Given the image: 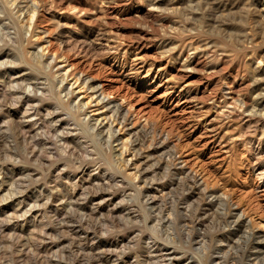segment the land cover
Segmentation results:
<instances>
[{"label":"rangeland","instance_id":"rangeland-1","mask_svg":"<svg viewBox=\"0 0 264 264\" xmlns=\"http://www.w3.org/2000/svg\"><path fill=\"white\" fill-rule=\"evenodd\" d=\"M35 1L38 3L36 19L34 18L30 29L25 30L19 15L22 13L20 12L22 6L29 3V0H0V132L2 131L0 138L2 136L3 139H0V239L5 241L0 242L2 247L0 261L11 260V262H7L8 264H19V262H21L20 264H31L28 260L29 256L25 257L26 262L25 259L22 260L20 253L17 252L21 246L15 245L19 239L21 242L26 240L24 242H28V247L34 246L32 248L34 249L42 247V243L44 245L51 241L47 232L53 230L52 226L56 219L52 210L54 206H60L61 195L73 191L74 182L77 180L79 183L75 188L77 195L82 188L87 191L91 187V190L97 187L100 190L99 198L88 201L84 200V196L81 197V194V196L78 195L77 202L71 206L72 209L69 208L68 218L78 220L84 212V209L79 205H84L88 211L90 206L95 207L97 202L104 197L99 203V211L95 210L97 216L94 218L101 215L104 218L110 213V216H115L113 218L116 220L113 222L116 223L111 225L110 222H105V230H101L98 237L81 239L83 252L86 253L83 255L85 261L82 259V255H77L79 249L71 248L69 250L71 253L68 250L61 251L62 253L57 252V255L64 256L65 264H75L72 258L78 256L81 259L79 264H91L92 261L89 259L95 255L104 256V253H107V257L108 253H114V258L119 257V264H155L157 261L160 263V256L154 257L155 255H153L159 251H149L145 247L147 241L157 242L158 247L163 243L162 236H159L161 231L158 230L160 229L157 225L158 220L155 221L157 224L149 220L145 221L148 212L141 205V197L139 199L135 194L131 180L126 178L124 173L115 170V167L111 165L113 161H109L111 160L109 156L107 158L105 153L93 148L89 136H86V132L82 131L79 124L86 114H96L93 113L95 112L93 102L83 107L86 114L74 115L61 106L49 91V82L56 80L59 76L56 75L55 70H64V68L82 73L91 83L98 84L99 88L106 92L111 99L122 102L124 107L129 110L126 126L119 130L118 134L125 137L127 129L134 131L142 126L146 127L149 139L147 138L146 143L143 144V150L149 142H152V134L155 135V139L167 136L168 146L175 148L176 156L181 155L182 159L180 160H187L186 163H182L185 164V168L196 172L197 177L200 180L203 179L202 182L213 186L219 192H224L232 203L244 209L247 217L251 218L250 226H255L259 220L264 221V116L249 114L248 110L243 111L245 106L250 105L254 95L252 93L254 82L251 83L253 81L251 79L254 78L252 73L256 77L259 76L261 82L264 83L262 80L264 79L262 78V76L264 77V0H247L246 5L242 2L237 3L238 5L235 3L232 6L233 9L227 8L225 10L228 12L225 10L222 12L226 13L224 17H233L235 20L242 16L247 23L246 29L251 32L249 35L252 44L250 42L236 43L232 37H227L220 29H218L219 32L217 28L213 29L207 21L205 12V7L208 5L204 7L199 4L200 0ZM178 30H181L183 35ZM215 30L219 34L215 33ZM7 37L13 39L10 41ZM213 42L219 44L216 45ZM196 45L199 50L191 48ZM42 51L45 54L48 53L47 55L53 54L56 58L52 62L53 68L51 67L48 76L44 73L45 69L36 66L32 59V55ZM186 57L189 60L184 63L182 59ZM259 58L262 59L261 63L257 62ZM255 62L259 63L261 67ZM52 72H55L57 77ZM8 78L12 79V83ZM10 84H16L21 89H31L32 93L37 92L34 103L42 117L47 114L49 109L56 111L55 118L58 119L56 125L60 128L59 132L62 130V132L68 133L67 136L71 143L69 142L67 145L70 146V151L74 149V155L70 152L64 153L63 148L58 144L61 141L59 140L55 144L54 134H50L49 137L44 132V128L40 129L39 133L42 132L41 136L47 142L44 145H47L46 149L51 152H43V157H39L40 160L36 159V162L34 158L30 159L27 156L23 142L20 144L14 142L13 132L18 130L19 122L25 124L29 118L22 114V110L27 106L25 102L18 104L16 100L12 101L9 92L2 93L4 90L13 89ZM74 86L72 103H75V99L80 98L86 101L88 99L86 94L91 90L88 88L87 90L86 88L78 89L76 84ZM6 95L7 97H5ZM60 95L64 96V91ZM35 119L37 118L31 120ZM5 126L9 128L7 129ZM31 134H33V140L40 136L35 132ZM4 135L7 136L4 137ZM117 143L118 141L112 142V152L119 150ZM83 145L84 147L87 145V151L81 149ZM5 146L14 151L9 153ZM69 148L67 147V149ZM151 148L149 147L147 150H152ZM13 152L14 154H12ZM48 154L51 155L49 159L47 158ZM75 154L77 158L79 156V159L74 160ZM6 155L10 157L8 158ZM79 161H81V165H84L80 167ZM131 170H133L131 167H127L126 172ZM161 172L162 170L157 169L156 179L147 183L148 188L160 194L161 191H165L164 195L167 193L169 195V188H164L162 185L163 172ZM110 175L113 176L111 182L114 184L106 183L105 177ZM54 176H58V180L54 181ZM98 182L109 184L110 189L105 187L107 185H100ZM40 188L46 194L49 190H53L54 198L47 205L43 203L46 200L43 196L39 197L38 201L35 200V196L38 194L37 189ZM178 189L171 190L174 191V194L170 191V197L165 195L167 198L165 200L167 202H173L176 199L179 201L182 191L180 188ZM196 192V190L192 192L189 201L199 200V195ZM171 196L174 198L173 200ZM21 198L23 201L18 203ZM181 202L178 206L184 208L185 203ZM30 205L33 206L32 209H29ZM214 207L215 205L211 206L212 210L210 209L213 213ZM102 213L106 215L103 216ZM118 221L123 222L124 225ZM205 224L201 226L203 234L207 233L204 246L193 241L187 244L186 236L176 240L177 257L174 264H213L208 260V256L212 254L213 244L218 243L219 246H223V244L226 246V240L220 244L217 239L229 238L230 235L225 233L226 236L223 234L221 236L220 233L223 229L219 228L222 230L220 231L215 222ZM40 231L46 233L41 234ZM38 232L39 237L33 239L38 235ZM55 232L57 231H54L52 235L57 236ZM58 233V236H62L68 232L60 234L58 231ZM148 236L153 238L148 239ZM214 236L216 239L213 238ZM34 240H38V242ZM33 242L35 243L33 244ZM242 242L239 240V246L234 245L230 249L225 247L232 253L236 251V254H233L235 257L230 258L228 264H244L245 262V264H249L245 254L243 255L245 248L249 249V247ZM166 246L172 250V243L166 244ZM152 247L154 249L155 245ZM161 252H159L160 255H162ZM48 254L55 253L49 252ZM149 255L151 258L148 261ZM200 255L202 256L200 257ZM259 257L261 259H258L257 264H264V254L261 253ZM107 260H103L99 264H113L109 258ZM92 264L95 263L92 262Z\"/></svg>","mask_w":264,"mask_h":264},{"label":"bare ground","instance_id":"bare-ground-1","mask_svg":"<svg viewBox=\"0 0 264 264\" xmlns=\"http://www.w3.org/2000/svg\"><path fill=\"white\" fill-rule=\"evenodd\" d=\"M246 1L247 0H245V1L244 0H200V2H198V3L202 4L204 7H205V5H208L207 7H205V12L207 15V21H209L208 23L211 24L210 26L213 29L214 28H217V30L220 29V31L224 32V34H226L227 37L228 36L232 37V40L236 41V43L237 42L238 43H249V42L251 43V37L249 35L251 32H249L250 30L246 29L247 23H245L242 16H240L238 14L240 16V18L238 17L239 19L235 20L233 17H231V18L224 17L226 15V13H222L225 9L232 8V6H234L235 3H236V5H238L237 3L242 2L244 5H246ZM11 4H13V3H11ZM37 4H38L37 1L29 0V3H26L24 6H22V11H20L22 13L20 15L18 14L21 17L22 26H25V28H24L25 30H27V29L29 30L30 27L34 23V18L36 17V15L38 13ZM196 4H197V2H196ZM156 5H153V6H156ZM158 6H160V5H158ZM239 6H241V5H239ZM19 8H21V7H19ZM184 8H186V7H184ZM192 8H193V6H192ZM218 11H220L221 13H217ZM225 11L228 12L227 10H225ZM240 13L243 14L242 12H240ZM192 18H194V17H192ZM199 18L202 19L201 17H199ZM199 18H197V19H199ZM200 21H202V20H200ZM263 24H264V22H263ZM6 27H8V26H6ZM180 28H181V24H180ZM197 28H199V27H197ZM7 29H9V28H7ZM183 29H184V27H183ZM178 31L181 32V30H178ZM218 32H219V30H218ZM218 32L215 30V33H218ZM164 33H166V32H164ZM6 34L8 35V33H6ZM181 34H182V32H181ZM0 36H1V34H0ZM223 36L226 38L225 35H223ZM263 36H264V31H263ZM7 39H9V38L7 37ZM11 39H13V38H11ZM11 39H9V40L11 41ZM222 41H223V39H222ZM199 42H201V41H199ZM225 42H224V44H225ZM181 44L183 45V43H181ZM197 44H198V42H197ZM209 44H211V43H209ZM209 44H208V46H209ZM218 44L219 43H216V45H218ZM171 45H173V44H171ZM236 45H234V46H236ZM184 46H185V44H184ZM204 47L206 48L207 46H204ZM237 47H238V45H237ZM180 48H183V47L180 46ZM191 48L192 49L195 48L196 50H199L197 45H196V47H191ZM205 48H203V49L205 50ZM167 50L169 51V49H167ZM220 52H221V50H220ZM47 54L43 53V51L42 52H36L34 55H32V57H33L32 59L34 60V64L36 66L45 69L44 73L48 76L50 73L49 71H51V67L53 66L52 62L56 58H55V55H53V54H51V55H47ZM188 60L189 59L187 57L185 59H182V61H184V63H187ZM260 60H262V59L259 58V61H257V62H260ZM257 64H259V63H256V65ZM185 66H187V65L185 64ZM259 66H260V64H259ZM257 68H255V70ZM55 72H57L56 75H59L58 77L55 75ZM55 72H52V73L57 77V79L49 82V85H50L49 91L52 92V94L55 96V98L58 100V102L61 106L65 107L67 110L71 111L74 115L86 114L83 107H85V105H89L93 102V105H94L93 110L95 111L93 113H96V114L90 115L88 113V114H86L85 118L83 117V115H81L83 117V119H81V122L79 124L82 127V131L86 132V136H89L91 142L93 143V146H94L93 148L99 149L101 152L105 153L107 158L110 157L111 160H109V161H113V164L111 163V165H113L115 167V170L124 173L125 177L129 178L131 180V184L134 187L135 194L139 197V199L141 197V199H142L141 205L144 207L145 211L148 212V213L146 212L147 213L146 217L144 216L145 221H147V220H149L150 222H155L156 220L159 221V222L157 221L158 224L156 222L155 223L160 228V229H158L161 231V232L159 231L161 233V235H159V236H162V239L161 238L160 239L162 240L163 243L160 244V247H158L159 245L157 242L152 243V241H147L146 246H145L149 251H151V250L156 251V252H158V251L161 252L163 250L166 251V252H161L162 255H160L159 252L157 254H153V255H155L154 257H156L158 255L160 256L159 257L160 263H158V261H157L156 262L157 264H174V260L177 257V251H176L177 244L175 245V243H176V240L177 239L179 240L181 237L186 236L185 238H187V242H188L187 244H189V242L193 241L194 243H200V244H202V246H204L203 243H205L204 242L205 241V234H207V233L203 234L204 231L203 230L201 231V229H202L201 226L206 225L205 223L211 224L214 222L218 226L217 227L218 229L219 228L223 229V231L219 229L220 231H222L220 233V235L221 234L225 235V233H228V235H230V237L229 238H226V237L223 238L222 237V238L217 239V241L220 242V244H223L221 242L226 240V246H224V244H223L224 247L219 246L218 243L213 244V246L210 245L213 247V250L211 251L212 254H210V256H208L209 261H211L213 264H228L230 258L235 257L234 255L236 254V251H234L235 253H232L231 251L228 250V248L230 249L234 245L239 246L238 243H239V240H241L246 244L247 247H249V249L245 248L246 250L243 253V255L245 254V257L248 259L249 264H257L258 263V259L260 258L259 255H261V253L264 254V221L263 220H259L255 226H250L251 218L247 217L246 211L244 209L239 208L238 205H235L234 203H232L231 200L228 198L227 194H225L224 192H219L213 186H210L209 184L207 185V183L202 182L203 179L200 180L197 177L196 172H193L191 169L188 170L187 168H185V164H182V163L183 162L186 163L187 160L186 161L184 159L180 160V159H182L181 155L176 156L177 151L175 152V148L170 146V145L168 146V142H167V138H166L167 136H164V137L162 136V138L159 137V138H157L158 139L157 140V139H155V135L152 134V136H151L152 142L151 143L149 142V144H147V146L143 150V144L146 143L145 141L147 138L149 139V134L147 133L146 127L142 126L141 128L136 129L134 131L132 129L131 130L127 129V130H125L126 134H127V135H125V137H123L124 135L118 134L119 130H122V128H124L126 126V121L128 119L129 110H127V108L124 107L122 102H118L117 100L111 99L110 96L107 95L106 92H104L101 88H99L98 84L94 85L93 83H91L89 81V79L87 77L83 76L82 73L69 71L68 68H66V69L64 68V70L58 69L57 71L55 70ZM41 73H43V72H41ZM252 74L254 75V78L251 79V80H253L251 83L254 82V84H253L254 90L252 91V93L254 95H253V97L251 96L252 100L250 98V100H251L250 105L248 107L245 106L244 108H243V106H244L243 105L242 108H243V111L248 110L247 112L249 114L257 115V116H264V83L261 82V78L259 76L256 77L254 73H252ZM1 78L3 79V77H1ZM36 78H34V79H36ZM46 78H48V77H46ZM262 78H264V77L262 76ZM4 80H6V79H4ZM44 80H45V78H44ZM262 80L264 81V79H262ZM28 81L30 82L29 78H28ZM9 82L12 83V79H9ZM0 83H1V80H0ZM21 83H22V81H21ZM75 84H76V87H78V89L86 88V90H87V88H88V90L89 89L91 90V92L86 94V96L88 97V99L86 101H84L83 98H80V99H75V103H72V100H73L72 95L74 94V89H75L74 85ZM4 87H5V85H4ZM10 87H12L13 89H7L6 88L7 90H4L2 93L9 92L10 98H12V101L16 100V102L18 104H19V102H25L27 104L26 108L24 110H22L23 111L22 114L26 118L28 117L29 120L27 119L28 121L26 120L27 122L25 124H22L23 122L22 123L19 122L18 128H17L18 130L13 132L14 142L19 143V144L21 142H23V148L25 149L27 156L30 159L34 158V161L36 162V159L40 160V158L43 157L42 156L43 152H45V151L51 152L49 149H46L45 146H47V145H44L47 142L41 136L42 132H41V134L39 133L40 129H42V128H44V132L46 134H48L49 137H50V134H54V137L56 138L55 144L57 143V141H59V140L61 141L58 144L60 147L63 148L62 150L64 151V153L70 152L72 155H74V149H71V151H70V148H69L70 146L67 145L70 142L69 137L67 136L68 133L62 132V130H60V132H61V134H60V132H59L60 128H59V126L56 125L57 124L56 120L58 121V119L55 118V112L56 111H50V109H49L46 112L47 114L46 115L43 114L44 116L42 117L39 114L40 113L39 109L35 106L36 103H34L35 97H37L36 96L37 92L32 93L31 89H21V87L19 88V86H16V84H10ZM42 88H40V89H42ZM42 90H41V92H42ZM86 90H84V91L86 92ZM63 91H64V96H61L60 94ZM45 92L47 93V91H44V93ZM42 95H44V94H42ZM45 96H47V95H45ZM5 97H7V95ZM38 98H40V97H38ZM14 104H16V103H14ZM239 106L241 107L240 104H239ZM33 118H37V119L31 120ZM90 121H92V122H90ZM36 124H37V126H36ZM142 125H144V124H142ZM6 128L8 129L9 127H6ZM2 130H3V128H2ZM32 132H35V134H38L40 136L37 139L33 140L32 139L33 134H31ZM161 135H163V134H161ZM6 136L4 135V137H6ZM35 136H37V135H35ZM0 139H2V136ZM114 141H118L117 144L119 145V150L112 152L111 151V149L113 147L112 142H114ZM147 141H150V140H147ZM155 142H157V144H155ZM41 145H43V146H41ZM73 146H75V145H73ZM73 146H71V147H73ZM86 146L84 147V145H83L81 147V149L83 148V150L87 151ZM67 147L69 149H67ZM149 147H152L151 148L152 150H147ZM49 148H50V146H49ZM78 148L80 149L79 146H78ZM5 149L8 150L9 153H10V151H14V150L8 149V147L6 148V146H5ZM12 154H14V152ZM50 156L51 155L48 154L47 158L49 159ZM81 157H83V156H81ZM75 159H79V156L77 158L76 154L74 156V160ZM81 164H82L81 161H79L78 165L80 167L84 165V164L83 165H81ZM149 166H150V168H149ZM127 167H131L133 170H131L130 172H128V171L126 172ZM157 169H160L163 172V173L162 172L161 173L163 174L162 185L164 186V188H169L168 191L169 190L170 191L171 190L176 191L178 188L181 189L182 195H181V197L179 196L180 197L179 201H177V199H176V201L174 200L173 202L172 201L167 202V200H165V199H167V198H165L166 194L164 195L165 191H161V194H160V193H157L156 191H151L148 188V184L151 183V181L156 179L155 173H157ZM56 174H58V173H56ZM55 176L53 178L54 181L58 180V176L57 177H55ZM105 178H106V183H110L111 180L113 181L112 175L107 176ZM104 182H105V180H104ZM98 183L100 184V182H98ZM106 183L102 182L100 185H107L105 187H108L109 184H106ZM111 183L114 184V182H111ZM99 184H98V186H99ZM72 185H73V183H72ZM78 185H79V183H77V180H76L74 182L73 191L69 192L65 195H61V197L59 198V205L60 206L56 205V206H54V208L52 210V211H54V215L56 216V219L58 218V220L54 219L55 220L54 225L52 226L53 230L51 229L50 231L47 232V235L51 238L50 242H48L47 244L44 243V245L42 243V247H37L35 245L37 248L32 249L34 246L32 245L33 246L32 247L30 245L32 248H29L28 247L29 245H27L28 242L27 243L24 242L26 240H24V241L22 240L23 242L19 241L20 239L18 240V243L15 246H21V248H19V249L16 248V249L18 250L17 252L20 253L19 255L22 258V260H24L25 257L27 258L29 256L28 260H30L29 263H31V264H65L66 260H64L65 259L64 256H59V254L57 255L56 253L57 252L59 253V251L63 252L64 250L69 251L71 248H75V250L79 249V252L77 251L78 254L77 253H75V254L82 255L81 257L83 259V257H85L83 255L84 254L86 255V253L83 252L84 248L82 247V240L81 239L84 240V239H87L90 237H98L101 234V230H105L104 229V227H106V226H104L105 222L106 223L110 222L111 225H114V223H116V222H113L114 220H116L115 218H113L115 216L114 215L110 216V213H109V215L102 213L103 216L106 215V217H104V218L102 217V215L100 216V214H99V216L102 218H100V217L94 218L95 216H97L95 213V210L97 209V211H99V203L102 201V199L104 197L101 199V201L99 200V202H97L95 207L93 206V208H92L90 206L91 208L89 207L88 211L84 205H82V204L79 205L80 208L84 209L83 214L81 215V213L78 212V214L81 215L78 220L69 219L68 218L69 208L72 209L71 206L74 205L75 202H77V199H79L78 195L81 194L82 196L81 195L80 196L81 197L84 196L83 199L88 200V201L95 200V199L97 200V198H99L98 194H99L100 190L97 187L95 189L93 188V190H91V188H92L91 187L90 190L88 189L87 191H85V189L82 188L79 191V194L77 195V191H75V188L78 187ZM117 185H120V184H117ZM160 185H161V183H160ZM80 186H82V185H80ZM111 187H112V185H111ZM49 188H50V186H49ZM108 189H110V188L108 187ZM37 190H38V194L35 196L36 201H38L37 199L39 197H42V196L46 199L43 202L46 205H47V203L49 204V201L53 200V198H54L53 190H49L48 194H46L45 191H43L41 188L37 189ZM194 190L197 191L196 194L199 195V200L195 201L196 199L194 198L195 200L194 199L193 200L195 202L189 201V198L193 194L192 192H194ZM170 191H169V195L167 193V195L169 197H170ZM174 191L173 192L171 191V193L174 194ZM127 192H126V194H127ZM166 192H167V190H166ZM58 193H59V191H58ZM173 194H171V195H173ZM177 194H179V193H177ZM129 195H130V193H129ZM159 198H161V199H159ZM176 198H178V197H176ZM157 199H159V200H157ZM173 199L174 198L172 197V200ZM205 199H207V200H205ZM22 201H23V199L21 198V199H19L18 203H21ZM180 201L185 203L184 208H179V207H181V206H178ZM32 205H30L29 209H32V207H33ZM214 205H215V207H214L215 210L213 213L212 211H210V209L212 210L211 206H214ZM22 209H23V207H22ZM42 212H44V211H42ZM16 216H17V214H16ZM76 217L78 218V216H76ZM120 221H118V222H120ZM127 222H128V220H127ZM120 223H123V222H120ZM210 224H209V226H210ZM123 225H124V223H123ZM42 227H44V226H42ZM152 227H150V228H152ZM155 227H157V226H155ZM41 229L42 228H40V230ZM207 229H208V227H207ZM212 229H213V227H212ZM212 229H210V230H212ZM41 231H40L41 234L46 233V232L43 233ZM54 231H57V232H55V233H57V236L52 235V234H54ZM58 231L60 232V234L62 232L63 233L68 232V233L66 235L58 236V234H59ZM51 235H52V237H51ZM40 236L42 237V235H40ZM53 236H55V237L53 238ZM36 237H39V232H38V235L35 236L33 239H35ZM231 237L232 238L235 237L234 240H232ZM149 238H153V237L148 236V239ZM213 238H215V236ZM38 239H40V238H38ZM42 239H43V237H42ZM1 241H4V240L0 239V242ZM34 241H36V240H34ZM42 241H44V240H42ZM214 241H216V240H214ZM36 242H38V240ZM243 242H242V244H243ZM34 243L35 242H33V244ZM40 243H41V241H40ZM171 243H172V248H171L172 250H169V248H167L166 244H171ZM184 243H186V242H184ZM245 244H244V246H245ZM152 245H155L154 249H152L153 248ZM206 246H208V245H206ZM6 247H7V245H6ZM225 247H228L227 250L225 249ZM0 249H2L1 246H0ZM48 249H50V250H48ZM107 251H109V250H107ZM49 252H54L55 254H53V255L48 254L47 255V253H49ZM18 253H17V255H18ZM63 254H65V253H63ZM66 254H67V252H66ZM90 256L92 257V255H90ZM201 256L202 255H200V257ZM79 257L80 256H78L76 258H72L74 260L73 263L79 264L80 260H81ZM107 258L110 259L109 261H111V263L119 264V260H118L119 257L114 258V253L113 254L108 253V257H107V253H104V256H98V255L96 256L95 255L94 257H92V259H89V260H91L95 264H99V263H102L103 260L108 261ZM150 258H151V256L149 255L147 257L148 261ZM17 260H19V259H17ZM83 260L85 261L86 259L84 258ZM154 260H156V259H154ZM8 261L9 260H7V262ZM26 261L27 260L25 259V262ZM148 261H146V263H148ZM7 262L0 261V264H8ZM9 262H11V260ZM69 262H70V260H69ZM92 262H91V264H92ZM20 263L21 262H19V264ZM81 263H83V262H81Z\"/></svg>","mask_w":264,"mask_h":264}]
</instances>
